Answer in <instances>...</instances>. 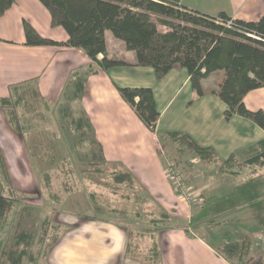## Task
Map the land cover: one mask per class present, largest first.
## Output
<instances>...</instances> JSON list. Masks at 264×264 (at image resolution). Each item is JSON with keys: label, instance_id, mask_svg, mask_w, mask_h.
<instances>
[{"label": "trees", "instance_id": "16d2710c", "mask_svg": "<svg viewBox=\"0 0 264 264\" xmlns=\"http://www.w3.org/2000/svg\"><path fill=\"white\" fill-rule=\"evenodd\" d=\"M15 1L0 0V16ZM40 1L50 11L52 25L62 26L68 32L69 39L66 44L84 51L92 60V65L85 73L75 72L76 79H71L66 84L61 99L54 102L55 106L58 103L56 112L59 118L74 125L75 130L80 131V136L87 134L88 130L95 131L82 103L87 77L90 74L108 71L114 67L132 65L126 59L108 55L106 30L112 31L117 38L126 43L128 49L135 52L137 65L153 67L159 79L175 67H185L190 74L193 89L200 95L204 94L202 84L204 78L221 69L226 70V78L220 89L217 90L219 96L228 105L225 112L226 117L229 119L234 114H238L252 119L264 128V109H251L244 102L248 92L264 87V16L258 21H247L242 18L230 17L225 12L209 15L183 5L181 0ZM228 20L233 21L231 26L226 24ZM159 24L164 25L166 29L160 30ZM24 30L27 44H61L42 36L27 20L24 21ZM100 54H103L102 58H99ZM33 84L35 87H32ZM38 84V77L20 81L10 85L8 96H0V108L6 110L8 124L20 135L25 129L24 121L28 122L25 113L29 112L26 108L30 105L28 96L36 97L48 105V109L52 107L49 105L50 100L40 95ZM117 88L142 121L151 130L156 131L160 112L153 89L145 86L118 85ZM76 104L79 105L78 109ZM32 108L36 110V106ZM76 111L77 114H75ZM158 135L161 138H167L180 153L186 149L190 150L205 164L217 161L216 168L219 173H214L216 175L210 181L216 177L222 179L232 176L235 177L234 180L242 178L245 183L253 178L264 177V173H241L244 169H250L252 172L264 169V138L243 150L231 153L224 159L218 157L212 146L201 145L188 133L165 131ZM83 142V140H77L75 144L78 146ZM87 145H90L93 153L98 149L100 158L108 161L104 157L103 145L97 139H91ZM39 147L41 146L39 145ZM71 164L70 158H64L63 170H49L45 171L43 175L46 188L43 193H48L49 199L57 201V208L63 204L64 200L60 194L63 193L67 196L78 189L87 191L89 182L81 179ZM177 165L176 163L175 166ZM127 171L123 174L113 173L116 186L123 185L125 188L131 189L130 184H139L148 194L144 195L141 200L130 193H123L121 201H127V205L122 206L117 199L101 203L94 190L88 194L93 200L94 206L101 207L96 205V202L104 204L109 216L107 219L124 230L128 237L126 246L128 251L135 255L137 251L148 250V256L146 254L147 257L143 259L150 264H155L162 249L161 233L175 228H182L189 232L192 223L189 219L167 211L148 192L140 179L132 171L128 169ZM56 182L59 183L60 191L51 192L57 185ZM21 193L23 192L13 185L8 162L0 144V233L6 220L22 199ZM114 193L117 194L116 191ZM205 201L204 197L199 205ZM131 203L140 209L135 210L134 206L130 208L128 204ZM144 207H149L151 211L146 210L144 213L142 209ZM48 216L50 217V214L44 215L41 220L43 233L40 235V242L48 237L53 239L48 238L52 241H49L50 243L44 248L53 246L63 234L60 223L52 221L50 226L47 224L50 219ZM21 218L22 215L16 223L14 240L1 247L0 264H25L26 259L30 263L35 262V255L31 252L35 241L34 234L23 227ZM52 218L54 219V217ZM97 218L101 217L89 214L80 216L76 225L79 226ZM205 225L203 224L206 228ZM261 234L264 237V229ZM223 236L220 251L225 259L230 264H246L254 245L252 237L246 233H241L235 238L231 237L229 233ZM147 239L149 241L142 248L140 242ZM261 262L259 259L255 261V264Z\"/></svg>", "mask_w": 264, "mask_h": 264}, {"label": "crops", "instance_id": "0c3cea01", "mask_svg": "<svg viewBox=\"0 0 264 264\" xmlns=\"http://www.w3.org/2000/svg\"><path fill=\"white\" fill-rule=\"evenodd\" d=\"M181 3L209 15L225 12L230 17L247 21H258L264 16V0H181ZM25 20L42 36L61 44H27ZM105 36L108 55L126 59L132 65L87 77L82 103L95 126L96 139L103 145L106 160L125 164L167 211L189 219L193 206L178 195L165 171L160 151L162 139L158 133H188L201 145L212 146L217 155L225 159L264 138V128L238 114L226 117L228 105L217 92L226 78V70L204 78V94L200 95L193 89L185 67H175L159 79L153 67L137 65L135 52L112 31L106 30ZM68 39L64 27L52 25L51 13L40 0H16L0 16V96L10 94V85L38 77L40 95L53 102L59 101L66 84L76 79L75 72L85 73L92 65L84 51L66 44ZM102 57L100 54L99 58ZM117 85L153 89L160 112L156 131L151 130L125 101ZM262 97L264 87L248 92L244 102L252 108L250 101L262 100ZM3 117L5 133L0 144L2 146V138L9 140L16 161L23 162L25 141L7 126L4 110L0 108V123ZM163 144L170 152L177 151L169 141ZM4 154L10 173H13L8 158L10 153L4 151ZM234 178L223 177L219 184H233ZM72 223L77 224V219ZM74 227L76 231L62 235L55 247L52 254L55 264H150L143 259L148 256V250L132 255L126 247L128 237L124 230L109 219L101 217ZM197 229L190 226L189 232L182 228L163 231L160 235L162 249L155 264H230L219 248L206 238L210 234L203 224L200 230L208 236H202ZM244 233L253 239L252 250L256 246L264 248V238L262 242L260 239L255 242L248 230Z\"/></svg>", "mask_w": 264, "mask_h": 264}, {"label": "rangeland", "instance_id": "374dc122", "mask_svg": "<svg viewBox=\"0 0 264 264\" xmlns=\"http://www.w3.org/2000/svg\"><path fill=\"white\" fill-rule=\"evenodd\" d=\"M159 28L160 30L166 29L161 24H159ZM32 87H35V85ZM27 98L30 103L26 107L29 112H25L28 122L24 121L25 129L22 133L23 136L17 133V136L23 142L25 141L23 162L20 161L18 163L16 161V157L14 156L15 150L11 149L10 151L9 140L6 141L2 138L4 151L10 153L8 158L13 170V173H11L13 185L23 193H21L22 199L18 202L2 228L0 233V250L4 244L11 243L14 240L16 223L22 215L23 227L33 232L35 238L31 248L32 254L35 255V262L30 263L26 259L25 264H55L52 254L55 247L60 243L61 238L55 243L56 245L44 248V246L52 241L49 239H53L48 237L49 239L47 238L43 242H40V235L43 233L41 220L44 215L50 214V217L48 216L50 219H48L47 223L49 226L52 221L60 223L62 235H70V233L76 231V227H74L76 224L72 222L76 219L79 220L80 216L89 214L106 219L109 218L105 205L101 203L117 199L120 205L126 206L127 201H121V194L130 193V195L135 196L138 200H141L144 195L148 194L137 183L130 184L131 189H127L123 185H119L120 188L118 185L116 186L113 173L123 174L128 172L127 169L132 170L126 167L125 164L122 166L123 163L102 160L98 149L93 153L90 145H87L91 139H96V129L93 123L95 131L88 130L87 134L80 136V131H76L74 125L59 118L56 112L58 103L55 106L54 102L50 101L49 105L52 107L48 109V105H45L36 97L28 96ZM262 100L250 101V105L253 106L250 108L258 109L260 106H264V101ZM33 106H36V110H33ZM75 106L77 109L79 108L78 104ZM3 110L6 118V110ZM75 114H77V111ZM2 120L0 123V139L5 133L3 129L4 117ZM7 126L13 129L8 122ZM161 139L162 147L160 151L163 155L165 169L169 166V163L172 164L173 162V165L177 163L178 165L173 167L176 171H179L184 185L194 197L190 203L191 206H194L189 218V221L192 223L191 227L194 229L198 228L197 230L201 232L202 236H208L200 230V227L202 224H206V228L209 227L207 224L211 225L208 229L204 227L210 234L206 238H209L212 246L219 248V250L222 248L223 235L226 233L235 238V236L248 230L255 237V242L258 239L262 242L264 238L261 234L262 229H264V177L253 178L245 183H243L242 178H239V180H234L233 184L220 185L219 182L222 179L219 177L210 181L216 175L214 173H219L218 168H216L217 161L205 164L187 149L183 153L178 151L174 153L170 152L163 144L167 143L168 139L164 137ZM77 140H83L84 142L77 146L75 144ZM37 144L41 147L38 148L39 145L37 146ZM64 158H70L75 173H78L79 177L89 182V184H87V191L78 189L67 196L59 193L61 198L64 197V200L63 204L57 208V201L49 199L48 193H43L46 189L44 187L43 175L45 171L49 170H63L62 163ZM60 172L64 173L63 171ZM241 173H264V169L258 172L244 169ZM235 181L240 182L236 184ZM56 184L51 192L60 191L59 183L56 182ZM208 184H210L209 188ZM200 188H202V191L199 190ZM93 190L98 194L97 199L101 201L99 204L98 202L95 203L96 205H100V208L94 206L93 200L89 197L88 193ZM175 190H177V187H175ZM115 191L117 194L114 193ZM204 197L206 201L202 205H199ZM128 206L132 208L134 205L131 203ZM134 209L137 210L140 207L135 205ZM142 209L144 213L146 210L148 212L151 211L149 207ZM145 245L144 241L140 242L142 248ZM256 247L252 250L253 252L251 251L254 255L250 254L246 260V264H255V261L259 259L262 262L258 264H264V248H261V246Z\"/></svg>", "mask_w": 264, "mask_h": 264}, {"label": "built area", "instance_id": "2783aa9c", "mask_svg": "<svg viewBox=\"0 0 264 264\" xmlns=\"http://www.w3.org/2000/svg\"><path fill=\"white\" fill-rule=\"evenodd\" d=\"M232 22H233L232 20H228L226 22V24L228 26H231L233 24ZM173 164H174L173 162H172V164L169 163V166L166 167L165 171L168 174V177L174 182L175 187H177L178 195L182 199L188 201V203H191L193 201L194 197L191 195L189 189L184 185L181 174L179 173V171H176L174 169L173 166H175V165H173Z\"/></svg>", "mask_w": 264, "mask_h": 264}]
</instances>
